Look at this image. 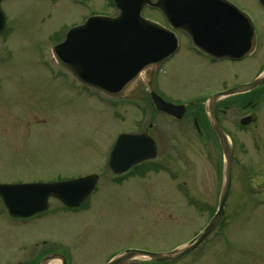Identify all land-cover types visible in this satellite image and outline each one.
<instances>
[{"label":"rangeland","instance_id":"obj_1","mask_svg":"<svg viewBox=\"0 0 264 264\" xmlns=\"http://www.w3.org/2000/svg\"><path fill=\"white\" fill-rule=\"evenodd\" d=\"M98 1L92 0L95 7ZM234 1L259 11L253 0ZM68 5L64 0L1 3L10 34L0 38V182H54L88 174L98 179L75 210L49 198L47 212L13 220L0 202V264H33L40 252L59 254L67 264H105L132 249L167 252L193 238L217 205V197L202 194L210 189V177L200 180L199 149L183 146L177 131L166 133L168 147H159L153 163L119 180L108 172L107 158L121 132L145 131L151 123L148 132L155 135V127L166 131L170 124L154 116L146 91L137 86L123 99H109L70 77L49 81L40 67L54 63L48 36L56 28L62 36L85 18ZM141 16L162 20L158 12L142 10ZM161 68L158 81L166 98L184 101L182 52ZM158 165L165 170H152ZM233 189L216 232L196 252L167 264H264V180H237ZM250 189L262 191L247 196Z\"/></svg>","mask_w":264,"mask_h":264},{"label":"water","instance_id":"obj_2","mask_svg":"<svg viewBox=\"0 0 264 264\" xmlns=\"http://www.w3.org/2000/svg\"><path fill=\"white\" fill-rule=\"evenodd\" d=\"M3 0H0V3ZM115 17H89L70 28L51 50L58 65L73 78L111 98L126 97L147 70H153L177 49L176 37L160 24L141 16L143 7L158 10L168 25L185 31L186 22L203 21L207 30L192 28L194 46L216 57H240L253 45L252 26L247 16L226 0H113ZM264 5V0H261ZM213 23V24H212ZM215 23V24H214ZM5 18L0 8V34ZM149 97L156 110L181 117L184 105L163 101L148 84ZM220 135V134H219ZM225 153V176L217 211L206 226L187 243L163 253L125 250L107 264H121L134 258L172 262L197 249L220 221L229 192L230 155ZM155 144L146 134H120L109 153L108 169L121 174L134 165L155 158ZM92 174L54 183L0 184V200L11 218L26 219L48 209L54 198L67 208H77L97 182ZM66 264L63 256L48 254L38 264Z\"/></svg>","mask_w":264,"mask_h":264},{"label":"flooded vegetation","instance_id":"obj_3","mask_svg":"<svg viewBox=\"0 0 264 264\" xmlns=\"http://www.w3.org/2000/svg\"><path fill=\"white\" fill-rule=\"evenodd\" d=\"M48 1L53 2V4L57 3V0ZM64 1L69 4L68 6L71 9L72 7L74 8V12H79L75 13V15L82 16V14L85 13V18L82 19L81 23H73L69 28H67L68 30L76 25L82 24L89 17L101 16L112 18L118 14L113 0H99L98 5L96 6L97 8L93 4L92 0ZM153 1L154 0H151V2ZM227 1L233 3L239 8V10L245 13L252 26L253 32V45L251 50L242 56L235 58L212 56L194 46L190 37L191 33L194 31L192 28L198 26L203 31L207 30V25H204L205 23L203 21L195 22L189 20L185 23V31H182L172 25H168L158 10L148 6L143 7L142 10L159 13V16L162 19L161 21L155 20L151 17L146 18L158 22L162 26L166 27L169 32L176 37L177 49L166 59V61L157 66L155 69L143 72V74L139 76L135 87L137 86L139 89L145 90L146 96L149 99L148 84L150 83V86L152 85V90L163 101L175 105H184V110L181 112V117L175 118L156 110L149 99L155 113L154 116L161 115L163 116V119H166V123L170 124L168 130L163 131L155 127V135H151L148 130L152 127V124L149 123L145 131L121 132L133 134L139 133L149 136L155 144L156 159L159 147H168L165 143V137L167 136L166 133L171 130L177 131L180 135H182L183 146L187 148L199 149L202 161L200 165V180L201 182H205V179L210 177V189L207 193L201 191L202 194H204V196H213L217 198L221 195L225 176L224 144L229 147L230 155V181L228 197L234 194L235 189H233V191H231V189L235 186L237 180H242L247 184L250 181L254 182L255 180H264V5L261 4V0H253L256 3L255 7L259 11L251 12L249 9L241 7L234 0ZM4 18L5 28L0 34V38L10 34L5 15ZM60 32H63V30L61 28H56L48 36L51 41L54 42V44H52V48L64 39L66 33L59 36L58 34ZM181 52L186 67L185 88L187 93L184 95L186 99H184V101H171L166 98L168 96H166L165 91L160 89L158 79H160V75L164 72L161 67L168 62H172L177 54L179 56L181 55ZM49 64V66L46 64L40 66L47 72L48 75H46L49 81H57L63 77L70 76L69 73L57 63L54 62ZM144 77L145 79L143 81ZM171 145L174 146L172 143ZM170 160L171 159H168L169 162ZM150 162L151 161L140 163L129 169L127 172L118 175L109 171L108 158L106 166L108 172L119 180L127 177L130 171L135 168H139ZM159 166L160 165L155 166L152 170H165L163 167ZM57 181L63 180L59 179ZM19 183L22 182H0V184ZM187 191L190 192L191 187L187 189ZM260 191L262 190L250 189L247 191L246 195H259L261 193ZM217 206L218 202L215 208H210L209 211L212 212L210 218L216 212ZM64 208L68 209L66 207ZM224 208H226V205ZM3 209L5 210L4 206ZM5 213L7 214L6 211ZM40 215L41 214L34 217ZM12 219L28 220L30 218ZM205 242H203L201 246H203ZM199 248H197L194 252H196ZM122 252L124 251H120L117 254L112 255L105 264L120 255ZM46 255L48 254L40 252L33 264H38L39 260ZM135 259L137 258L127 260L121 264H128L130 261ZM145 261H148L151 264H160L159 262H153L150 260ZM55 264L58 263L56 262Z\"/></svg>","mask_w":264,"mask_h":264},{"label":"bare ground","instance_id":"obj_4","mask_svg":"<svg viewBox=\"0 0 264 264\" xmlns=\"http://www.w3.org/2000/svg\"><path fill=\"white\" fill-rule=\"evenodd\" d=\"M56 262H52V263H50V264H55Z\"/></svg>","mask_w":264,"mask_h":264}]
</instances>
